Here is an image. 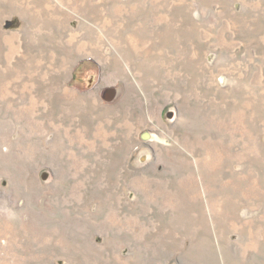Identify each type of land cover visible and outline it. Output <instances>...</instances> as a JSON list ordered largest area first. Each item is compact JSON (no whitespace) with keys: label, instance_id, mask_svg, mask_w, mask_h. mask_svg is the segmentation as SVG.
<instances>
[{"label":"rangeland","instance_id":"obj_1","mask_svg":"<svg viewBox=\"0 0 264 264\" xmlns=\"http://www.w3.org/2000/svg\"><path fill=\"white\" fill-rule=\"evenodd\" d=\"M0 264H264V0H0Z\"/></svg>","mask_w":264,"mask_h":264}]
</instances>
